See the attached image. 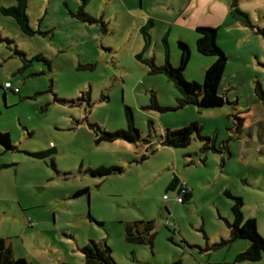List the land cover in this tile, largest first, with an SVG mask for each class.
I'll return each mask as SVG.
<instances>
[{
  "label": "rangeland",
  "instance_id": "obj_1",
  "mask_svg": "<svg viewBox=\"0 0 264 264\" xmlns=\"http://www.w3.org/2000/svg\"><path fill=\"white\" fill-rule=\"evenodd\" d=\"M15 4L0 0V10ZM239 4L256 26L247 37L228 27L225 0H29L33 35L0 12V132L15 148L0 144V235L12 238L17 256L86 264L82 248L95 241L111 249V264H235L237 248L250 242H228V194L243 199L244 218L256 220L264 237V103L255 94L258 85L264 91V0ZM149 17L157 26L146 46L139 27ZM168 22L172 40L191 25L219 28L229 57L220 94L228 104L175 110L173 83L145 62L162 63ZM229 32L237 44L223 35ZM187 44L194 57L184 75L203 84L198 66L215 58ZM6 82L21 93L6 90ZM126 106L141 140L97 143L95 125L128 128ZM191 123L211 141L194 134L186 148L161 145L166 129ZM98 167L123 172L92 176ZM175 176L193 193L184 204L168 191ZM139 221L154 222L153 248L126 241L127 224Z\"/></svg>",
  "mask_w": 264,
  "mask_h": 264
},
{
  "label": "trees",
  "instance_id": "obj_2",
  "mask_svg": "<svg viewBox=\"0 0 264 264\" xmlns=\"http://www.w3.org/2000/svg\"><path fill=\"white\" fill-rule=\"evenodd\" d=\"M89 0H83V4ZM29 0H16V4L10 7H2L0 12L5 16L12 17L18 24L21 31L26 35H33L35 31L30 26V19L27 14ZM230 14L236 21L243 24L245 27L254 31L256 28L248 13L240 9L239 0H230ZM86 21H90L87 15H83ZM154 21L150 20L147 25L141 28L140 32L146 40V46L151 44L150 31L155 26ZM197 42L196 50L202 56H213L214 63L206 70L203 84L197 81H187L184 72L189 65L192 57L191 48L184 41H178L179 61L178 66L173 61V50L169 41L164 38L162 40V49L164 59L162 63H157L156 58L145 60L153 74H162L170 82L173 83L179 96L177 98L178 105L175 110L183 109L190 105H195L200 108H220L229 103L228 98L220 94L221 82L227 69L229 57L225 50L218 43L219 28L209 26H198L196 28ZM139 56H143L140 54ZM39 58V57H38ZM19 94V93H18ZM257 98L264 103V91L258 85L255 89ZM73 102V101H72ZM161 112L171 110L169 108H160ZM126 117L128 122L127 129H121L116 132H108L101 127L95 125L98 134H101L97 139V143L114 142L118 139H123L130 143H137L141 140V132L136 126L133 111L126 106ZM201 127L198 123H191L179 129H166L162 136V146L171 148H186L191 144L194 134H197L201 139L211 140L201 136ZM0 144L6 150H14L9 134L0 132ZM36 157L42 158V155L35 154ZM121 167H98L90 170L92 176L106 177L113 173H122ZM182 190L180 180L175 176L171 181L168 191ZM179 191V192H180ZM89 190L84 189L76 193V196L88 194ZM234 201L232 205L233 223H228L231 229V237L228 242H233L238 239H245L250 242V247L247 251L239 254L236 258V263H257L264 255V237L257 230V223L254 219H245L243 213L244 201L241 197H234L228 194ZM193 198V193L188 191L183 196V203L190 201ZM168 212L169 209L167 208ZM170 213V212H169ZM100 226L103 223L98 222ZM155 239L154 222L139 221L127 224L126 241L132 244L150 245L153 248ZM227 242L223 241L222 244ZM92 246L87 245L82 248L85 255L86 264H111L113 259L111 249L106 243L105 247L101 243L91 241ZM0 264H30L24 258H15L13 249L10 244L3 238H0ZM67 264V263H61ZM180 264V261L175 263Z\"/></svg>",
  "mask_w": 264,
  "mask_h": 264
},
{
  "label": "crops",
  "instance_id": "obj_3",
  "mask_svg": "<svg viewBox=\"0 0 264 264\" xmlns=\"http://www.w3.org/2000/svg\"><path fill=\"white\" fill-rule=\"evenodd\" d=\"M226 1V3L228 4V6L230 5V0H225ZM229 10H230V7H229ZM229 18H231V19H229L228 20V22H227V24H228V27H231V28H238V31L237 32H239L240 33V35H243V34H246L245 35V37H247L248 36V34H247V32L248 31H246V29H247V27H245L243 24H241L240 22H238V21H236L235 19H233V17L232 16H230ZM150 20H152V21H154V25L155 26H157V21H156V19L155 18H152V17H149L147 20H143V22H141V24H140V27H139V33L141 34V32H140V30H141V28L142 27H144L145 25H147L148 23H149V21ZM169 24H170V27L168 28V31H164L162 34H161V39H160V43L162 44V40L164 39V38H166L168 41H169V43H170V45H171V48H172V50L173 51H175V46H176V44H177V42L178 41H184V42H188L189 44H191L192 46H193V49H194V53L195 52H197V50H196V42H197V34H196V32H195V30H196V28L198 27V26H201V24H195L194 26H189V28L188 29H186V31L184 32V34H180L179 36H177L174 40H172V39H170V36H171V33H172V31H171V25H172V22H168ZM154 26V27H155ZM207 26V25H206ZM153 27V28H154ZM209 27H213V26H209ZM153 28L151 29V31H150V35H151V39H152V32H153ZM217 28V27H216ZM221 28V27H220ZM241 28H245V29H242L241 31H240V29ZM249 29V28H248ZM223 35H225V37H228L231 41H232V43H236L237 44V36H235V34L234 33H232V32H229V33H223ZM141 36H142V34H141ZM220 36V35H219ZM219 36H218V39H219ZM222 46V45H221ZM222 48H224V46H222ZM175 53V52H174ZM174 53H173V61H174V63H175V65H177V63H178V61H179V56H177V54L176 55H174ZM164 55V54H163ZM194 55V54H193ZM192 55V58L194 57ZM197 58V57H196ZM163 59H164V56H163ZM163 61V60H162ZM214 63V61H201V63H200V65L198 66V70H197V75H199L198 76V78L201 76V77H204L205 76V71L212 65ZM200 79V78H199ZM198 81H200V80H198ZM7 83V82H6ZM21 93V92H20ZM3 167V166H2ZM180 184H181V182H180ZM169 209V208H168ZM24 216H26V214L24 213ZM168 221H170V219H168ZM169 226V225H168ZM31 226H29L28 225V221H27V225H26V228H30ZM170 227V226H169ZM27 230H29V229H27ZM26 230V231H27ZM0 238H3V239H5L9 244H10V246L12 247V249H13V253H14V256H15V258H22L21 256H17V253H16V243L12 240V238H7V237H5V236H2V235H0ZM250 247V244L248 245V244H246V245H241V246H239L238 248H237V250H236V252H235V261H236V258H237V256L239 255V254H241V253H243V252H245V251H247L248 250V248ZM25 250H26V247H25ZM262 260V259H261ZM30 264H35V262H31ZM180 264H183L182 263V261H180ZM235 264H239V263H236L235 262ZM241 264H250V263H241ZM251 264H256V263H251Z\"/></svg>",
  "mask_w": 264,
  "mask_h": 264
},
{
  "label": "built area",
  "instance_id": "obj_4",
  "mask_svg": "<svg viewBox=\"0 0 264 264\" xmlns=\"http://www.w3.org/2000/svg\"><path fill=\"white\" fill-rule=\"evenodd\" d=\"M4 88L6 90H10L12 92H14L15 94H18L20 93V89L18 87H14L11 83L7 82L5 83L4 85ZM180 190H176V195L174 196V202L175 203H179V204H182L183 203V196L185 195L186 192L190 191L186 188H184L182 186V190L179 192ZM164 201H169L170 200V197L168 195H165L164 196ZM28 225H31L33 226V223L31 221H28Z\"/></svg>",
  "mask_w": 264,
  "mask_h": 264
}]
</instances>
